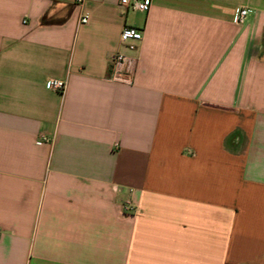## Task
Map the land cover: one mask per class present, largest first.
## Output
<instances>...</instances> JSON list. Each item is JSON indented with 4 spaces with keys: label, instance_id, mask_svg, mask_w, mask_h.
I'll return each instance as SVG.
<instances>
[{
    "label": "crops",
    "instance_id": "0c3cea01",
    "mask_svg": "<svg viewBox=\"0 0 264 264\" xmlns=\"http://www.w3.org/2000/svg\"><path fill=\"white\" fill-rule=\"evenodd\" d=\"M0 229V264H264V0H0Z\"/></svg>",
    "mask_w": 264,
    "mask_h": 264
},
{
    "label": "built area",
    "instance_id": "2783aa9c",
    "mask_svg": "<svg viewBox=\"0 0 264 264\" xmlns=\"http://www.w3.org/2000/svg\"><path fill=\"white\" fill-rule=\"evenodd\" d=\"M86 0H77L79 4H84ZM126 12L135 11L148 14L153 5V0H116ZM248 15L247 9H242L238 15V22L242 23ZM89 20V15L84 14L81 17V23L85 24ZM144 39V33L141 29L126 26L121 33V43L127 53L118 52L111 57L110 62V78L112 82L130 85L133 82V77L138 66L137 52L140 44ZM51 90L64 94L68 82L65 80L52 79L49 83ZM132 208L128 205L126 211H131ZM1 234V229H0Z\"/></svg>",
    "mask_w": 264,
    "mask_h": 264
},
{
    "label": "rangeland",
    "instance_id": "374dc122",
    "mask_svg": "<svg viewBox=\"0 0 264 264\" xmlns=\"http://www.w3.org/2000/svg\"><path fill=\"white\" fill-rule=\"evenodd\" d=\"M131 14H133V13H131Z\"/></svg>",
    "mask_w": 264,
    "mask_h": 264
}]
</instances>
